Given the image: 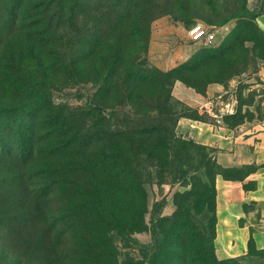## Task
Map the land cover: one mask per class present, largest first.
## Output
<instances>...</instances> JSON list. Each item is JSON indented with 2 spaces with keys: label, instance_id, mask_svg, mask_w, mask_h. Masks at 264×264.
Listing matches in <instances>:
<instances>
[{
  "label": "trees",
  "instance_id": "obj_1",
  "mask_svg": "<svg viewBox=\"0 0 264 264\" xmlns=\"http://www.w3.org/2000/svg\"><path fill=\"white\" fill-rule=\"evenodd\" d=\"M103 3L104 15L110 10L109 15L116 18L114 21L126 17L137 20L139 25L135 26L134 33L141 35L144 31L149 38L151 24L159 15L154 0H0V10L4 15V18L0 17V43L2 36L14 31L18 25L21 29H39L43 35L49 36L48 41L59 38L67 71H77L78 65L89 61L107 42L106 23L101 19L88 25L86 30L90 34L78 33H82L80 27L84 24L79 25V22L84 21V14ZM109 25L113 29L116 23ZM74 30L80 35L77 39L76 34H72ZM255 38V34L237 29L226 40L225 46L207 51L205 55L169 71L139 67L135 61L128 60L126 76H115L119 57L115 56L110 62L106 60L108 66L96 81L97 94L107 97L117 91L123 95L122 106L129 108L113 128L105 124L108 119L103 116L98 102L92 107L100 110L98 115L102 123L92 125L88 116L93 114L90 112L93 108L73 111L67 106L50 105L46 109L38 102L0 106V171L6 175L5 180H0V207H7V213L0 217V232L6 222L13 223L16 231L20 232L29 220L37 221L48 235H55L59 242V238L65 235L62 228L66 217L73 221L74 228L87 229L92 238H108L111 232L132 237L133 233L146 230L147 223L141 211L138 214L140 218L134 223V208L123 213V218H109L104 201L113 188L123 193L127 187L129 193L137 194L138 185H142L139 182V164L143 166L149 159L152 165L164 166L169 157L178 158L189 147H200L176 132L182 114L177 111L176 106L181 103L173 98L172 87L178 80L196 87L197 79L193 76L200 69L212 61H224L230 51L242 49L246 41ZM258 45L261 50L263 45ZM2 77L7 82L15 78ZM208 83L211 81L205 84ZM149 91L151 95H147ZM31 93L30 98L33 97ZM111 115L118 117L115 112ZM154 138L156 140L151 143ZM94 149L101 151L92 161L78 163L74 159ZM66 153L78 163L75 164L77 168L71 171L76 176L71 179L60 173L64 165L58 168L48 166ZM81 173L84 183L80 187L83 188L77 191L68 187V182L74 181ZM88 177L90 181H87ZM243 177L226 178L236 180ZM211 188L206 183L202 184L201 191L191 190L181 195L189 201L187 207L192 205V210L202 208L203 220L200 223L186 210V206L177 204L172 216L152 219L150 242L138 246L137 253L135 250L121 264H242L239 258L219 259L216 255V185ZM65 195L72 198V210L67 214L63 213L65 209L61 205ZM130 196L132 201L134 194ZM138 223L140 228H137ZM98 249L101 251V246ZM102 250L87 262L76 264H119L117 256ZM261 254H264V249H257L251 238L247 256Z\"/></svg>",
  "mask_w": 264,
  "mask_h": 264
},
{
  "label": "rangeland",
  "instance_id": "obj_2",
  "mask_svg": "<svg viewBox=\"0 0 264 264\" xmlns=\"http://www.w3.org/2000/svg\"><path fill=\"white\" fill-rule=\"evenodd\" d=\"M154 1L157 2L156 10L159 15L151 24L148 39L144 31L141 35L134 33L135 26L139 25L137 20L126 17L114 21L116 18L109 15L110 10L104 15L102 7L105 3L95 5L89 13H85L84 21L79 22V25L84 24L80 27L82 33H78L90 34V31L86 30L88 25L101 19L106 23L104 29L107 42L101 49L99 47L98 52L89 61L78 65L77 71H67L64 63L65 53L59 38L48 41L46 39L49 36L43 35L39 29L28 30L16 26L14 31L2 36L3 40L0 43V106H8L14 102L29 105L38 102L46 109L50 105L67 106L73 111L93 108L90 110L93 114L88 116V122L92 125L95 122L102 123L98 115L100 110L96 111L98 109L92 107L98 102L102 108L104 107L101 108L103 116H107L108 119L104 121L105 124L113 128L122 120V114L129 108L122 106L124 98L117 91L111 92L107 97L101 93L97 94L96 81L108 66L106 60L110 62L115 56L119 57L115 76H126V69L130 63L128 60L135 61L139 67L169 71L188 60L205 55L207 51L225 46L230 35L239 29L255 34L256 38L246 41L242 49L230 51L224 61L221 62V59L212 61L200 69L193 76V79H197L196 87L181 80L176 81L171 94L181 103L180 106H176L177 111L182 114L181 118L208 122L216 127L221 125L228 132L237 130L242 139H245L252 130L260 128V123L264 119V26L260 23V20H264V0ZM99 10L101 12L97 13ZM99 16L100 18H97ZM0 17L4 18L1 10ZM112 22L116 23L113 29L109 25ZM194 23L216 28L218 44L204 45L190 40L188 31ZM163 27L165 31H160ZM76 32L77 30H74L72 34L74 36L76 34L77 39L80 35ZM258 43L263 45L261 50ZM179 52L183 54L180 55ZM174 58L176 63L173 62ZM2 76L15 78L8 79L11 82H7ZM208 81L211 83L206 85ZM177 82H182L201 96H207L209 87L213 85H221V90L216 91L210 100L199 97V100L189 103L175 95ZM29 87L32 90L29 91ZM30 92L33 93L31 98ZM151 94V91L147 93ZM203 103L204 105H201ZM113 112L118 117H113L111 115ZM192 131L191 127H179L178 122L176 128L178 135L200 147H189L178 158L169 157L164 166L152 165L149 159L143 166L139 164V182L142 185H138L137 194L129 193L127 187L123 193L113 188L104 201L106 216L109 218L117 216L123 218V213H127L129 208H134L135 219L132 221L134 223L140 218L138 214L141 211L147 223L146 230L133 233L132 237L111 232V238L110 236L92 238L87 229L74 228L75 226L71 224L73 221L66 217L63 222L65 227L62 228L65 235L60 237L58 242L56 236L48 235L37 221L30 222L27 219L28 223L21 227L20 232L16 231L13 223L6 222L3 231L0 232V264H76L81 261L87 262L86 260L103 251L102 249L117 256L121 264L138 246L150 242L152 219L172 216L178 208L177 204L182 203L186 206V210L200 223L203 220V213L200 212L202 208L192 210V205L187 207L189 201L183 199L181 195L191 190L201 191L202 184L206 183L210 188L214 187L217 177L221 174L226 177H243L254 171L255 164L222 168L217 161L218 148L202 143ZM155 140L156 138L151 143ZM100 151L101 149L88 150L82 157L77 156L74 159L78 163L92 161ZM74 159L66 153L48 166L58 168L64 165L60 173L71 179L76 176L71 174L73 168H77ZM81 176L82 173L74 181L68 182V187L77 191L83 188L80 187L84 183ZM5 179L6 175L0 171V180ZM87 181H90L89 177ZM246 187L248 188V185ZM131 193L134 194L132 201ZM61 205L65 209L64 214L70 213L72 198L68 195L63 196ZM0 208L1 217L7 213V207L3 205ZM136 225L137 228L141 227L140 223ZM98 246H101V251ZM229 258H239L242 264H264V254Z\"/></svg>",
  "mask_w": 264,
  "mask_h": 264
},
{
  "label": "crops",
  "instance_id": "obj_3",
  "mask_svg": "<svg viewBox=\"0 0 264 264\" xmlns=\"http://www.w3.org/2000/svg\"><path fill=\"white\" fill-rule=\"evenodd\" d=\"M260 23L264 26V20ZM160 31H165L164 27ZM219 90L221 85H213L209 87L207 96H201L182 82L175 85V95L189 103L199 100V97L210 100ZM179 127L193 128V135L202 143L216 146L217 161L222 168L255 164L254 171L243 179H227L223 175L216 179L215 246L219 259L246 256L251 238L257 248L264 249V119L260 128L249 132L245 139L237 130L228 132L221 125L216 127L204 121L181 118Z\"/></svg>",
  "mask_w": 264,
  "mask_h": 264
},
{
  "label": "built area",
  "instance_id": "obj_4",
  "mask_svg": "<svg viewBox=\"0 0 264 264\" xmlns=\"http://www.w3.org/2000/svg\"><path fill=\"white\" fill-rule=\"evenodd\" d=\"M188 32L192 41L212 46L218 44V30L216 28L207 27L203 23H194Z\"/></svg>",
  "mask_w": 264,
  "mask_h": 264
}]
</instances>
